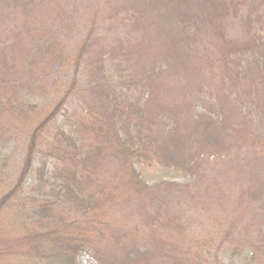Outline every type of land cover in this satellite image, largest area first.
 I'll return each mask as SVG.
<instances>
[{
	"label": "rangeland",
	"instance_id": "1",
	"mask_svg": "<svg viewBox=\"0 0 264 264\" xmlns=\"http://www.w3.org/2000/svg\"><path fill=\"white\" fill-rule=\"evenodd\" d=\"M14 1L0 0V65H9L18 75L22 72V53L30 44L22 26L26 17L34 21L32 33L43 24L53 30V38L65 43L67 58L52 70L46 91L23 94L40 113L50 111L69 95L65 110L50 129L49 141L58 130L76 134L86 109L84 94L89 80L84 63L98 51H115V61L109 53L105 56V72L109 83L120 87V94L140 100L153 86L163 104L161 122L154 127L153 154L136 164L149 187L161 188L160 198L153 204L147 199L145 209L133 201L107 209L104 223L118 244L106 252V263L135 260L162 264L165 253L176 260L202 256L219 264H245L264 233V119H253L264 117V113L256 101L253 106L241 107L228 99L234 92L231 59L225 58L222 48L230 50L236 42L239 46L245 43L247 15L259 19L263 28L264 9L251 14L260 0H246L240 20L225 26L223 33L197 20L199 11L188 5V0H162L163 8L145 6L140 0H49L47 5L24 13ZM91 29L95 32L90 39ZM86 41L87 51L77 67V50ZM118 63H123L122 70L116 68ZM243 63L247 73L240 81L247 90L253 81H262V72L249 59ZM22 74L27 82L29 77ZM150 74L155 76L153 82H142ZM121 76L130 82L124 83ZM207 115L222 120L224 129L206 120ZM177 126L176 142L169 143L168 135ZM1 141L0 198L14 187L26 149L22 137L10 141L3 136ZM45 148L40 150L34 169L46 158ZM48 172L50 177L53 162ZM35 176L28 177L21 198L33 192ZM77 264L100 263L84 252Z\"/></svg>",
	"mask_w": 264,
	"mask_h": 264
},
{
	"label": "trees",
	"instance_id": "2",
	"mask_svg": "<svg viewBox=\"0 0 264 264\" xmlns=\"http://www.w3.org/2000/svg\"><path fill=\"white\" fill-rule=\"evenodd\" d=\"M48 1L15 0L13 4L24 13L29 8L43 7ZM140 1L145 6L162 7V0ZM188 2L199 11L196 19L210 23L218 33L226 31L225 26L236 19L240 20V9L247 4L246 0ZM258 8L264 9V0H260L251 14ZM245 19V43L239 46L236 42L230 50L222 48L225 58L231 59L229 67L234 92L228 99L241 107L253 106L256 101L264 113V35H261L264 26L262 28L261 21L252 15ZM259 25L260 30L257 29ZM22 26L30 44L22 53L21 71L29 80L24 82L22 72L19 75L17 70L12 72L9 65H0V142L3 136L10 141L22 137L26 148L14 187L0 198V264H77V258L84 252H88L92 261L107 264L103 257L108 256L106 252L113 244H118L104 223L107 209L121 208V204L125 206L130 201L145 209L147 199L153 204L161 191V188L145 183L136 164L153 154L154 127L158 128V122H161L163 104L153 86L140 100L132 101L120 94V87L112 86L105 72V56L109 53L115 61L118 59L115 51H98L84 63L89 80L84 94L86 109L76 134L58 130L49 141L50 129L65 110L69 95L56 102L50 111L40 113L39 107L23 94L46 91V80L52 70L67 58L63 48L65 43L53 38V30L43 24H38L36 34L32 33V29L35 31L32 17H26ZM94 32L91 29L90 39ZM87 48V41L78 48L77 67ZM245 59L256 64L262 72V81H253L247 90L240 81L243 73H247L241 67ZM115 66L118 70L124 68L123 63ZM154 77L151 74L145 76L142 82L150 84ZM123 78L121 76L124 83L130 82ZM218 107L221 109V104ZM205 117L221 131L226 126L222 120ZM230 131L235 132V129ZM177 133L178 126L167 134L169 143L176 142ZM44 146L46 158H41L39 167L34 169ZM50 162H53V174L48 177ZM32 173L36 175L33 192L21 198V190ZM162 256V264H219L216 259L207 261L202 256L193 260L185 256L176 260L165 253ZM129 261L124 264H139L135 260ZM245 264H264V233L260 234L258 245L253 246Z\"/></svg>",
	"mask_w": 264,
	"mask_h": 264
}]
</instances>
